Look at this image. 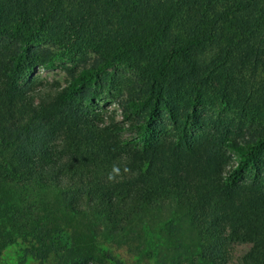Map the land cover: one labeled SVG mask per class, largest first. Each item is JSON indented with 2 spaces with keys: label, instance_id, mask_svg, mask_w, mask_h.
Listing matches in <instances>:
<instances>
[{
  "label": "trees",
  "instance_id": "16d2710c",
  "mask_svg": "<svg viewBox=\"0 0 264 264\" xmlns=\"http://www.w3.org/2000/svg\"><path fill=\"white\" fill-rule=\"evenodd\" d=\"M58 52L86 61L65 86L32 79ZM117 65L134 142L92 106ZM171 208L187 236L166 247L225 264L247 243L242 264H264V0H0V264L17 245L16 264H137L115 247L145 228L158 264Z\"/></svg>",
  "mask_w": 264,
  "mask_h": 264
},
{
  "label": "rangeland",
  "instance_id": "374dc122",
  "mask_svg": "<svg viewBox=\"0 0 264 264\" xmlns=\"http://www.w3.org/2000/svg\"><path fill=\"white\" fill-rule=\"evenodd\" d=\"M56 60V68L53 69H39V71L33 74L32 79L38 81V83H59L61 86H65L69 80L67 74L60 68V66H74L82 67L86 61V56L84 53L79 55H73L63 52H58ZM100 81L96 84V90L102 93L100 97L95 100L94 108L96 111L100 112L103 118L108 121L113 118L117 122L125 124L127 130L124 132V138L129 142H134L138 139L135 128L131 126L129 121L131 112L127 105V97L129 90L137 82L134 72L125 66H113L99 76ZM226 109H221L218 107L213 108L206 107L201 112L204 113V118L207 119L209 115L214 118L222 116L223 118L231 116V114ZM129 117V118H128ZM198 131V130H197ZM248 177V176H247ZM28 188L24 187L23 192H26ZM30 193L35 197L36 191L30 190ZM171 211L165 210V212H160V214H155L154 221L151 222V226L155 229L156 233L154 240L157 245V249L160 250V258L158 264H199L198 259H196L198 254H192V250L188 249L187 252L180 250V245H178V250H174L173 246L166 247L165 238H168L169 230L171 229L172 234L178 235L175 241L181 244L185 248V243L183 246V239L181 237L187 236V233L183 230H187L188 225L185 222L176 220L172 225V214L174 208ZM103 225H100L102 228ZM142 228V227H140ZM136 229L135 231H137ZM147 228L141 236V242L137 241L134 243L123 245L122 247H115L118 249L122 257L130 262H136L137 264H147L149 259L146 257L148 246L144 244L146 240ZM130 233L128 235H131ZM165 247V248H163ZM251 248L250 244L241 242H229L223 247L225 264H242L243 259ZM191 253V254H190ZM21 254L20 247L11 246L9 247L2 257V260L6 264H16L17 260Z\"/></svg>",
  "mask_w": 264,
  "mask_h": 264
}]
</instances>
